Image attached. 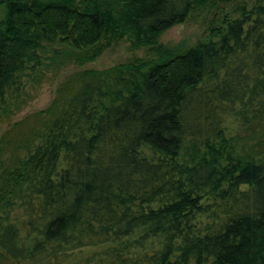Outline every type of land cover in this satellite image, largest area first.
Returning a JSON list of instances; mask_svg holds the SVG:
<instances>
[{
	"label": "trees",
	"instance_id": "1",
	"mask_svg": "<svg viewBox=\"0 0 264 264\" xmlns=\"http://www.w3.org/2000/svg\"><path fill=\"white\" fill-rule=\"evenodd\" d=\"M207 1L0 0V117L39 69L151 47ZM231 4L212 39L71 74L0 133V264H264V0Z\"/></svg>",
	"mask_w": 264,
	"mask_h": 264
},
{
	"label": "rangeland",
	"instance_id": "2",
	"mask_svg": "<svg viewBox=\"0 0 264 264\" xmlns=\"http://www.w3.org/2000/svg\"><path fill=\"white\" fill-rule=\"evenodd\" d=\"M242 0H231L221 3L217 0H208L199 7L192 8L186 18L160 33L153 46L131 47L124 39L110 41L101 53L91 61L81 64L68 62L61 68L39 69L37 73L28 78L25 82V93L23 104L8 116L0 117V133L11 127L13 122L21 120L27 115L38 112L45 108L56 94V89L69 75L85 69H103L116 63L132 59H154L157 56L156 48H170L174 51L185 50L189 47L199 46L205 41L212 39V35L218 30L222 18L228 15L231 3ZM170 51V50H169ZM227 133L238 135L243 139L249 133L247 129L228 124ZM255 140L250 139V144ZM98 248H87L79 254H74L68 264H85L86 260L93 257Z\"/></svg>",
	"mask_w": 264,
	"mask_h": 264
},
{
	"label": "water",
	"instance_id": "3",
	"mask_svg": "<svg viewBox=\"0 0 264 264\" xmlns=\"http://www.w3.org/2000/svg\"><path fill=\"white\" fill-rule=\"evenodd\" d=\"M262 88H263V90H264V84L262 85Z\"/></svg>",
	"mask_w": 264,
	"mask_h": 264
}]
</instances>
